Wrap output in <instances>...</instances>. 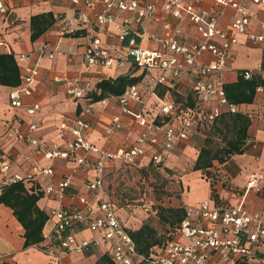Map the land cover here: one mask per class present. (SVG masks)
I'll list each match as a JSON object with an SVG mask.
<instances>
[{
	"label": "built area",
	"instance_id": "built-area-1",
	"mask_svg": "<svg viewBox=\"0 0 264 264\" xmlns=\"http://www.w3.org/2000/svg\"><path fill=\"white\" fill-rule=\"evenodd\" d=\"M0 0V13H7L6 2ZM78 9L77 17L70 21L66 33L74 35L78 26L93 21L98 26L116 30L119 49L107 48L100 35H96L86 47L83 60L89 67L113 69L132 64L142 72V79L129 85L118 97L122 114L131 117L141 127L135 143L112 154L91 142L87 131L91 128L88 116L91 108H83L77 115L69 132L72 137L68 151L45 150L38 140L17 129L10 130L8 137L16 138L36 148V154L48 160L73 159L78 165L89 163V155H97L94 164L95 177L86 183V194L74 195L72 179L47 188L46 192L59 199L70 196L73 205L52 209L49 218L54 221L50 242L40 247L52 257L55 264L72 255L93 257L108 254L114 264H264V209L252 211L245 199L251 193L259 194L264 189V173L252 172L242 192L239 206L229 204L212 206L204 200L197 206L185 208L184 219L169 233V239L152 248L149 255L138 252L137 246L117 212V203L111 197L106 184L108 164L120 160L129 169L141 168V159L152 152V163L160 166L164 156L152 151L163 146L174 149L180 141H189L203 133L221 116L242 112L241 106L232 105L226 95L224 72L230 60L232 46L238 37L246 35L253 44L264 43V18L243 6L238 0H213L219 8L217 13L201 11L204 0H156L162 2L166 13L180 22L187 21L196 27L201 40H182V29L165 25L162 35L150 34L143 25L145 19L154 20L156 6L138 0H69ZM252 5H264V0H242ZM237 11L238 17L227 28L219 26L220 16L226 8ZM127 13H132L130 18ZM258 32L253 33V30ZM147 37L155 44L154 49L142 48L140 40ZM2 41L0 40V46ZM38 56L53 58V51L40 49ZM22 69L21 85L13 90L10 105H23V97L32 95L39 69L32 54L16 55ZM247 80L255 75L253 70L244 71ZM184 76L191 81L190 93L183 100L173 93ZM68 94L75 100L86 99L90 88L80 77L68 82ZM168 87L165 94L159 89ZM172 89V91H171ZM264 93V86L256 89ZM147 95V99L146 96ZM190 98L192 104H188ZM157 101V115H148V102ZM131 103L140 105V110L131 108ZM40 110L38 104L28 109L29 115ZM243 113V112H242ZM247 115V114H246ZM250 118V115H248ZM119 117L113 119L105 131V139L121 129ZM37 128L30 126V131ZM65 129V126H63ZM82 151L83 157L77 156ZM11 163L0 155V186L18 182H33L38 177L54 174L52 167L34 166L25 176L11 175ZM85 230L94 236L79 238ZM68 264V263H65Z\"/></svg>",
	"mask_w": 264,
	"mask_h": 264
},
{
	"label": "crops",
	"instance_id": "crops-1",
	"mask_svg": "<svg viewBox=\"0 0 264 264\" xmlns=\"http://www.w3.org/2000/svg\"><path fill=\"white\" fill-rule=\"evenodd\" d=\"M138 1L143 4L154 3L156 6L155 19H145L143 21L144 27L150 34L162 35L165 25H169L172 28L180 27L182 29V40L187 42L201 40L194 25L187 21L180 22L166 13L162 2H156V0ZM238 1L243 6L257 13L261 18H264V5H252L242 0ZM6 4L7 13L5 15L0 13V40L2 41L0 54L14 56L21 81L24 65L19 63L16 55L21 53L32 54V60L37 63L39 75L33 86L32 95L23 97V105L21 107L14 108L10 105L11 94L17 87L11 88L0 85V155L11 163V175L25 176L34 166L53 168L54 174L52 176L38 177L33 182L24 183L29 191L42 193L38 206L49 215L50 210L73 205L76 200L71 199L70 196L59 199L53 194L47 193V188L57 185L70 176L73 194H86L87 181L93 179L96 175L94 164L97 160V155L90 154L89 163L85 165H78L73 159L56 158L48 160L43 155L36 154L35 147L16 138L8 137V132L17 129L23 134L30 135L38 140L40 147L45 150L68 151V146L72 139L69 130L74 125L77 115L82 109L89 107L91 108V113L88 116V120L91 128L86 133L87 138L98 147L116 154L119 150L127 149L135 143L141 127L131 117L122 114L118 97H110L97 103L92 102L89 95L86 99L75 100L68 94V82L71 79L80 77L89 85V93H91L95 90L96 84L102 80L116 79L122 75L142 77V72L136 69L134 65L128 63L113 69L87 66L83 60V54L94 36L100 35L104 45L111 50L119 49L121 43L118 41L115 29L109 26H98L93 21L78 26L74 35L67 34L66 28L69 22L73 21L78 13L77 7L71 1L8 0ZM199 10L217 13L219 8L213 0H204L199 5ZM50 12L56 18L55 24L35 41H32V17ZM127 15L130 18H134L132 13H127ZM237 17V11L228 7L223 15L220 16L219 26L227 28ZM256 32H258L257 28L253 30V33ZM140 45L142 48L147 49L156 47L147 37L140 40ZM40 49L53 51L54 57L51 59L47 55L38 56L37 51ZM248 70H253L255 75L264 79V43L253 44L247 39L246 35H241L230 51L229 64L223 75L225 85L237 82L239 74ZM168 90V87L159 89L160 95L165 94ZM190 90V78L184 76L177 86V91H173V93L178 97L180 96L183 100L190 93ZM145 96L147 99V95ZM156 103L155 99H150L148 102V115L151 117H156L157 115ZM34 104H38L40 110L31 116L28 114V109ZM240 106L244 114L250 115L251 121L244 152L232 156L224 164L215 162L209 172H214L216 177L224 180L225 184L232 185L237 193L242 194L250 173H264V93H256L253 103ZM131 108L138 111L140 110V105L131 103ZM116 117L120 118L122 127L106 140L104 138L106 128ZM32 124H36L37 128L29 132ZM63 126H65V129H63ZM188 150L196 152V161L199 147L194 138L189 141L178 142L174 149L169 151L165 150L163 146L156 147L152 151H157L164 156V162L160 166L175 170L184 166L182 162L177 163L176 159H173L176 153L179 151L186 153ZM151 155L152 152L148 151L144 158L141 159V168L139 169H128L118 159L108 164L109 168L106 178L108 189L114 184V181L117 183L116 186L121 187L125 183L124 176L127 171L131 174H138L152 167H158L153 165ZM77 156L83 157L84 153L79 151ZM111 175L113 176L112 180ZM120 176L121 180L118 181ZM213 179L215 186L214 184L211 186V181L205 179L204 181L209 182L205 193L190 200L183 195L179 205L175 206V208L197 206L204 200L210 201L212 206L227 203L226 197L216 187V184L221 180ZM189 181L187 183H190ZM1 187L0 195L2 192ZM212 190L215 191V196H211ZM257 195H260V193ZM208 198H212L214 204ZM115 201L118 215L128 229L135 231L141 228L139 218L138 216L136 217L138 213L134 211L130 216V213L128 214L126 211L128 209L119 205L123 201V196L121 199L116 198ZM261 202L262 204H258L257 207L253 206L249 209L252 211L264 209V200ZM123 213L128 216V222L123 219ZM50 220L49 218L43 231L45 240L39 246L24 249V228L15 218L13 210L0 204V264H55L54 259L40 249L44 244L50 242V236L55 225L53 220L49 223ZM80 234L79 238L94 236L88 230ZM99 253V255L93 257L72 255L63 259L62 263L97 264L103 251Z\"/></svg>",
	"mask_w": 264,
	"mask_h": 264
},
{
	"label": "trees",
	"instance_id": "trees-1",
	"mask_svg": "<svg viewBox=\"0 0 264 264\" xmlns=\"http://www.w3.org/2000/svg\"><path fill=\"white\" fill-rule=\"evenodd\" d=\"M56 22L53 13H46L32 17L31 19V39L35 41ZM243 72L238 76L235 83L226 84L225 91L229 102L232 105H243L253 103L256 96V89L264 86V79L260 76H253L247 80L243 77ZM142 77H132L122 75L116 79H106L96 84L95 90L89 93L92 102L97 103L110 97H120L124 94L129 85L138 83ZM20 72L13 55L0 54V85L16 88L20 85ZM190 98L188 104H192ZM248 115L239 112L236 114H226L221 116L215 123L203 133L204 136L194 137L195 141L202 144L199 148L198 157L193 165V171L209 172L215 162L224 164L234 155L244 152V146L248 138L250 127ZM203 138V139H200ZM202 142H198V140ZM218 139L224 145L218 143ZM199 146V147H200ZM0 204L13 210L17 221L24 228V249L39 246L44 240V228L49 220V216L38 206L42 193L29 191L23 182L1 185ZM213 186V184H211ZM215 196V191H213ZM264 199V189L260 193ZM159 218L169 225V230L178 226L184 219L185 208H164L158 211ZM169 232V233H170ZM129 233L136 243L138 252L149 255L152 248L162 244L169 239V234L164 239L157 236L156 230L149 224H144L138 230ZM97 264H114L108 254L100 257Z\"/></svg>",
	"mask_w": 264,
	"mask_h": 264
},
{
	"label": "rangeland",
	"instance_id": "rangeland-1",
	"mask_svg": "<svg viewBox=\"0 0 264 264\" xmlns=\"http://www.w3.org/2000/svg\"><path fill=\"white\" fill-rule=\"evenodd\" d=\"M178 99L182 100L180 96ZM200 139L198 142H202ZM217 141L221 145H224L222 140L218 139ZM199 146L200 144H198V147ZM201 146L199 148H201ZM195 158L196 152L193 150H188L186 153L179 151L173 159H176L177 163H183L184 166L181 169L173 170L171 168L158 166L152 167L149 170L141 171L138 174H131L127 171L124 176L125 183H123L124 185L122 184L121 187H118V185L116 186L117 183L113 180L114 184H111L112 186L109 188L111 197L113 199H121L123 196V201L120 202L119 205H121L122 208L128 209L126 211L128 214L130 213V216L134 211L138 213L136 217L138 216L141 223L140 225L142 226L146 223L151 225L156 230L157 236L161 237V239H164V236L169 234L170 230L169 225L165 224L159 218V209L161 207L175 208V206L179 205V201H181L183 195H185L188 200L201 196L207 190V185L209 184L207 181L210 180L215 186L213 178L221 180L216 184V187L218 188V191L226 197V204L239 206L243 194H240L239 192L237 193L232 185L225 184L224 180L216 177L214 172L193 171ZM153 165L155 164L153 163ZM121 176L118 181L121 180ZM112 178L113 176L111 175V180ZM205 179L207 181H204ZM188 180H190V183H187ZM212 195L213 190L211 196ZM208 199H211L212 204H214L212 198ZM261 199L264 200L260 195L251 193L248 195L247 199H245V204L247 208L253 206L257 207L258 204H262ZM126 216L127 215L123 213V219L128 222L129 219L128 216L127 218ZM49 223H51V220Z\"/></svg>",
	"mask_w": 264,
	"mask_h": 264
}]
</instances>
